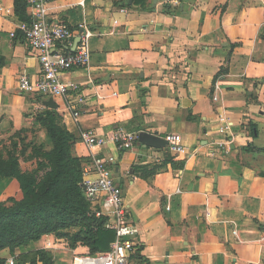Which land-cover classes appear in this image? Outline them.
I'll return each mask as SVG.
<instances>
[{"label":"crops","instance_id":"1","mask_svg":"<svg viewBox=\"0 0 264 264\" xmlns=\"http://www.w3.org/2000/svg\"><path fill=\"white\" fill-rule=\"evenodd\" d=\"M134 3L48 2L51 20L72 30L85 24L95 34L88 67L61 75L82 98L69 96L80 112L75 120L63 98L19 91L21 75L39 74L21 31L31 14L26 4L22 20L14 0H0V142L19 135L50 152L52 141L35 119L50 110L73 136L83 169L92 155L112 156L114 181L139 231L132 264H264V0ZM222 117L231 125L225 134ZM118 128L159 140L180 136L186 153L140 139L130 150L108 143L90 152L79 139L83 130L110 136ZM17 185L0 178V202L21 200ZM40 250L52 264L92 256L53 235L0 256L16 263Z\"/></svg>","mask_w":264,"mask_h":264},{"label":"built area","instance_id":"2","mask_svg":"<svg viewBox=\"0 0 264 264\" xmlns=\"http://www.w3.org/2000/svg\"><path fill=\"white\" fill-rule=\"evenodd\" d=\"M49 1L26 0L31 22L23 24L21 31L25 43L37 53L39 74L35 79L21 75L17 85L20 92L28 95L51 99L63 98L65 110L71 112L77 120L80 112L69 100V96L74 93L77 103L82 102L78 86L64 82L61 75L74 69L88 67L91 56L89 41L95 34L85 24H79L72 30L51 20L47 8ZM174 3L177 4V1ZM1 11L2 8H0ZM10 35L12 38L15 37V33ZM76 38L79 42L72 52L70 49ZM219 121L222 124L219 132L221 134L229 132L231 125L226 119L222 117ZM139 136L137 132L118 128L110 136H100L93 130H83L80 132L79 139L90 152L95 148H103L108 143H113L118 151H125L132 149ZM163 141L166 142V147L171 153L175 155L186 153L180 136L166 135ZM114 162L115 159L112 156L92 155L90 166L83 169L79 184L89 205V215L107 219L104 228L114 233V242L104 253L75 257L73 264H132L135 238L139 231L130 221L122 190L114 181L111 169ZM6 264H15V261L11 258L6 261Z\"/></svg>","mask_w":264,"mask_h":264},{"label":"trees","instance_id":"3","mask_svg":"<svg viewBox=\"0 0 264 264\" xmlns=\"http://www.w3.org/2000/svg\"><path fill=\"white\" fill-rule=\"evenodd\" d=\"M144 1L135 0L134 5H142ZM14 8L16 15L23 20L26 0H14ZM35 119L53 144L50 152L29 144L26 146L41 155L36 159L35 171L23 172L14 152L4 154L0 151V178H15L22 191L21 200L0 202V253L8 250L14 256L21 247L46 235L66 240L72 249L77 245L85 246L91 255L106 252L115 235L104 228L106 218L89 215V205L79 185L83 161L73 153V136L57 124L54 111L47 110ZM39 172H42L41 177ZM73 228L77 231L69 233L68 230ZM27 261L29 264L37 261L52 264V256L40 250L29 256H20L15 264ZM0 264H6V259L1 256Z\"/></svg>","mask_w":264,"mask_h":264},{"label":"rangeland","instance_id":"4","mask_svg":"<svg viewBox=\"0 0 264 264\" xmlns=\"http://www.w3.org/2000/svg\"><path fill=\"white\" fill-rule=\"evenodd\" d=\"M23 141H24L23 138L21 139V137L18 135L15 138L10 139L9 141L0 142L1 143L0 151H2L4 154H6L8 151L9 152L12 151L11 153L14 152V154L18 158L20 169L23 172H33L37 168L36 159L40 158L41 155L38 152H33L31 147L27 149L26 146L28 144L26 143L23 144L24 143ZM38 176L41 177L42 172H39ZM12 179L16 181V183L18 184L17 189L22 193L19 182L15 178Z\"/></svg>","mask_w":264,"mask_h":264},{"label":"water","instance_id":"5","mask_svg":"<svg viewBox=\"0 0 264 264\" xmlns=\"http://www.w3.org/2000/svg\"><path fill=\"white\" fill-rule=\"evenodd\" d=\"M79 42V39L76 38L73 42V46L71 48V51L73 52L77 43ZM49 107L55 109L56 105H54L52 102L48 104ZM139 139L142 140L146 145L152 147V148H164L166 147V142H164L163 140H159L153 137H149V136H144L141 135L139 136Z\"/></svg>","mask_w":264,"mask_h":264}]
</instances>
